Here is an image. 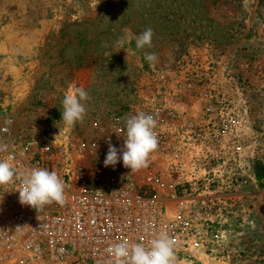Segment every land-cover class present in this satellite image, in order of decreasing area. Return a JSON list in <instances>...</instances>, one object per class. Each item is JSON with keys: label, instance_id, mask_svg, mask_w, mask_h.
I'll use <instances>...</instances> for the list:
<instances>
[{"label": "rangeland", "instance_id": "374dc122", "mask_svg": "<svg viewBox=\"0 0 264 264\" xmlns=\"http://www.w3.org/2000/svg\"><path fill=\"white\" fill-rule=\"evenodd\" d=\"M149 27L152 47L138 50ZM146 53L157 55L154 67ZM70 86L90 99L68 128L60 121ZM139 112L157 121L149 166L104 167L107 140L121 148L124 117ZM9 116L12 131L36 133L52 160L99 180L142 185L155 176L164 184L149 183L157 195L169 190L175 150L222 163L220 245L184 264H264V188L254 173L264 163V0H0V127ZM250 173L254 230L230 240L236 208H252ZM232 177L247 183L235 189Z\"/></svg>", "mask_w": 264, "mask_h": 264}, {"label": "built area", "instance_id": "2783aa9c", "mask_svg": "<svg viewBox=\"0 0 264 264\" xmlns=\"http://www.w3.org/2000/svg\"><path fill=\"white\" fill-rule=\"evenodd\" d=\"M0 143L8 145L0 160H7L17 173L37 167L55 171L67 198L64 206L52 203L37 212L19 203L18 179L0 186V264H109V246L127 240L147 247L161 232L173 241L176 264L220 245L215 183L221 178L218 173L227 171L222 163H200L198 154L187 161L175 150L165 168L169 190L157 195L149 185L157 181L155 176L142 185L87 177L66 160H52L36 133L13 132L12 124L1 125ZM231 183L240 189L247 180L232 177Z\"/></svg>", "mask_w": 264, "mask_h": 264}, {"label": "clouds", "instance_id": "9594fccd", "mask_svg": "<svg viewBox=\"0 0 264 264\" xmlns=\"http://www.w3.org/2000/svg\"><path fill=\"white\" fill-rule=\"evenodd\" d=\"M154 32L147 28L135 40L139 49L152 47ZM127 57V56H126ZM145 60L150 66H155L158 57L155 53H146ZM88 92L82 87L70 86L62 100L61 121L65 127L71 128L77 122H82L86 115L85 101L89 100ZM11 125L13 121H5ZM123 146L117 148L108 139V151L103 161L104 167L115 166L122 161L123 166L131 172H138L149 166V159L158 148V137L155 132L157 121L151 114L139 112L124 117ZM95 148L96 145L94 144ZM8 145L0 143V152L7 151ZM11 158V157H9ZM20 181L17 189L19 203L29 206L37 212L52 203L64 206L67 202L65 184L55 171L45 168H32L27 174L17 173L7 160H0V186ZM3 197L0 198L2 201ZM21 227H17L19 229ZM111 257L109 264H176V254L172 239L166 232H161L149 242L130 244L127 240L113 244L107 249Z\"/></svg>", "mask_w": 264, "mask_h": 264}, {"label": "crops", "instance_id": "0c3cea01", "mask_svg": "<svg viewBox=\"0 0 264 264\" xmlns=\"http://www.w3.org/2000/svg\"><path fill=\"white\" fill-rule=\"evenodd\" d=\"M251 171V169H250ZM250 177L252 178L250 180V183H249V187L252 188V190H250V204L252 205V208L250 207H244V205L242 204L241 208L237 207L236 208V211H235V216L233 217H236V220H233L231 222V224H229V227H226L224 229V236L225 238L227 239H232L234 241L237 240V238H241V236H247L246 235V230H249L248 232L250 234L253 233V230H254V185H253V174L250 173ZM245 199V198H244ZM247 199V198H246ZM245 203V201H244ZM246 210H248L249 212H247ZM247 226H248V229H247ZM250 228V229H249Z\"/></svg>", "mask_w": 264, "mask_h": 264}, {"label": "trees", "instance_id": "16d2710c", "mask_svg": "<svg viewBox=\"0 0 264 264\" xmlns=\"http://www.w3.org/2000/svg\"><path fill=\"white\" fill-rule=\"evenodd\" d=\"M254 173L259 187L264 188V163L257 160L254 164Z\"/></svg>", "mask_w": 264, "mask_h": 264}]
</instances>
